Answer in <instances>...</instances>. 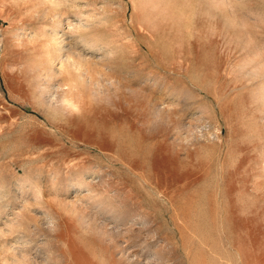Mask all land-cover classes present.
<instances>
[{"label": "rangeland", "instance_id": "rangeland-1", "mask_svg": "<svg viewBox=\"0 0 264 264\" xmlns=\"http://www.w3.org/2000/svg\"><path fill=\"white\" fill-rule=\"evenodd\" d=\"M0 264H264V0H0Z\"/></svg>", "mask_w": 264, "mask_h": 264}]
</instances>
